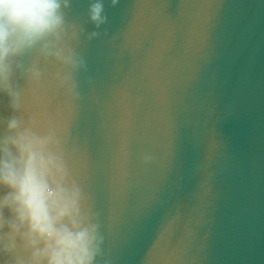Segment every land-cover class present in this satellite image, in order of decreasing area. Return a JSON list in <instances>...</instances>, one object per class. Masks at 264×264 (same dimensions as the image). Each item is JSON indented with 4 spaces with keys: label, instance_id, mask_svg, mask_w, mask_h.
Returning <instances> with one entry per match:
<instances>
[{
    "label": "water",
    "instance_id": "95a60500",
    "mask_svg": "<svg viewBox=\"0 0 264 264\" xmlns=\"http://www.w3.org/2000/svg\"><path fill=\"white\" fill-rule=\"evenodd\" d=\"M61 2L0 82V141L15 117L62 159L93 264H264V0H101L99 27ZM0 264H32L7 228Z\"/></svg>",
    "mask_w": 264,
    "mask_h": 264
},
{
    "label": "clouds",
    "instance_id": "9594fccd",
    "mask_svg": "<svg viewBox=\"0 0 264 264\" xmlns=\"http://www.w3.org/2000/svg\"><path fill=\"white\" fill-rule=\"evenodd\" d=\"M68 6L61 0H0V82L7 86L17 57L60 32L62 7ZM90 20L97 27L107 22L101 0L90 5ZM7 131L0 141V230L32 249V264H93L95 231L79 219V192L68 187L64 162L46 140L20 130L15 117Z\"/></svg>",
    "mask_w": 264,
    "mask_h": 264
}]
</instances>
